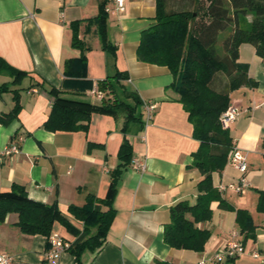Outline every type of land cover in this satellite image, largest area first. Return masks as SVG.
Here are the masks:
<instances>
[{"label":"crops","instance_id":"1","mask_svg":"<svg viewBox=\"0 0 264 264\" xmlns=\"http://www.w3.org/2000/svg\"><path fill=\"white\" fill-rule=\"evenodd\" d=\"M178 2L166 0V10H181L184 6ZM101 7L107 15L106 35L115 47V59L103 49L98 34L95 18ZM155 7V0H125L123 12L115 11L109 0H0V59L28 74L17 84L9 76H0V85L18 90L21 107L8 126L0 123V151L14 137L22 138L20 153L0 161V193L8 192L13 184L23 186L30 200L56 203L69 222L82 230V223L67 209L83 206L89 194L107 197L110 174L119 164L118 150L126 139L132 147L131 161L145 164V171L133 170L130 162L118 179L112 199L115 215L102 247L84 251L79 262L65 252L60 264H214L213 255L232 232L238 233L245 252L226 264H264V213L256 210L257 191L264 192V60L248 43L239 46L238 63L246 65L257 86L229 93L230 106L239 114L227 128L232 144L247 160L246 187L241 193L219 191V185L241 177L226 160L221 172L212 173L211 181L221 199L234 209L223 210L217 201L210 204L211 219L199 224L210 232L204 250H177L163 242L169 208L182 200L195 203L202 177L192 166L199 142L192 136V125L177 95L168 89L172 75L166 67L136 59L141 32L155 23ZM73 29L87 49L85 81L93 85L117 70L126 75L120 85L142 103L136 115L143 120V105H156L144 130L127 122L124 109L115 115L93 114L86 132L52 133L43 128L53 101L47 92L53 87L63 97L101 104L86 96L90 85L79 94L76 80L63 74L64 63L81 55L71 46ZM227 83L228 78L218 74L212 88L224 92ZM126 102L132 104L131 99ZM13 106V93L0 94V114L9 113ZM238 209L247 211L254 225L247 238L236 222ZM16 222L17 216L8 214L0 223V253L12 255L15 264H43L47 238L22 234ZM51 235L71 244L76 240L59 223L53 225Z\"/></svg>","mask_w":264,"mask_h":264},{"label":"trees","instance_id":"2","mask_svg":"<svg viewBox=\"0 0 264 264\" xmlns=\"http://www.w3.org/2000/svg\"><path fill=\"white\" fill-rule=\"evenodd\" d=\"M155 1V23L141 32L136 59L141 63L166 67L172 75L173 82L168 89L177 95V102L182 105L192 125V136L199 142L197 151L192 154V166L202 177L196 186L195 203L182 200L169 208V222L163 226V242L173 249L202 252L210 232L199 224L211 219L210 204L217 201L223 210L234 209L212 186L211 175L223 170L233 146L228 130L220 124L221 114L230 106L229 93L241 87L257 86L248 76L246 65L238 63V48L248 43L264 60V0H178L179 5L184 6L178 11H167L166 0ZM247 16H252V22L249 29H243L241 23ZM106 17L101 7L95 21L103 49L115 59V47L107 40ZM221 35L225 36L220 41ZM71 46L81 55L64 63L63 74L68 80H76L74 84H79L77 92L81 94L89 85L92 88V84L85 81L87 49L78 39L75 29ZM218 74L228 78L226 90L220 93L212 88ZM1 75L11 77L13 84L28 76L0 59ZM123 80H126V75L116 70L96 83L105 94L99 105L63 97L61 90L51 88L47 94L53 101L43 128L52 133L86 132L93 114L115 115L117 110L124 109L127 122L138 125L139 131L144 130L142 116L136 115V109L142 103L120 85ZM6 92L13 93L14 106L9 113L0 114V123L4 126H8L21 109L18 90H11L7 84L0 85V94ZM129 99L132 100L130 105L126 102ZM117 158L119 164L110 174L107 197L97 199L89 194L83 206L70 205L67 209L75 220L82 223V230L69 222L56 203L47 205L32 201L25 188L16 184L8 192L0 193V223L8 214H15V226L22 234L46 238L50 237L53 225L59 223L76 238L69 252L79 262L84 251L94 252L105 242L115 215L112 199L117 181L132 159L128 140L121 144ZM257 194L256 210L264 213V192L257 191ZM235 213L240 233L247 238L254 230L251 217L245 210L238 209Z\"/></svg>","mask_w":264,"mask_h":264},{"label":"built area","instance_id":"3","mask_svg":"<svg viewBox=\"0 0 264 264\" xmlns=\"http://www.w3.org/2000/svg\"><path fill=\"white\" fill-rule=\"evenodd\" d=\"M114 6L115 11L123 12L125 9V0H109ZM107 11V9H106ZM86 96L95 102H101L105 98V94L98 89L96 83L92 85V88L87 91ZM156 105L152 103H147L143 105V121L145 125L150 122L153 118ZM239 112L238 109L229 106L225 112L220 116V124L222 128L227 129L230 124L234 122L237 118ZM22 142L21 137H14L9 144L0 151V161L4 157H12L20 153V143ZM228 163L240 173V179L235 183H229L227 185H219V191L223 192L225 190L233 191L234 193H241L246 187V180L243 175L247 171V160L242 154L240 149L233 145L228 153L227 157ZM131 168L136 171L144 172L145 164L133 159L131 161ZM48 248L46 249L43 257V264H60V258L62 254L68 252L71 243L64 240L60 236L51 235L47 238ZM245 252V247L239 240V235L237 232H232L229 241L223 246L221 250L216 252L211 261L214 264H226L230 260H236ZM255 256V255H254ZM0 264H15V259L12 255L8 253H0ZM198 264H204V261Z\"/></svg>","mask_w":264,"mask_h":264},{"label":"rangeland","instance_id":"4","mask_svg":"<svg viewBox=\"0 0 264 264\" xmlns=\"http://www.w3.org/2000/svg\"><path fill=\"white\" fill-rule=\"evenodd\" d=\"M252 22V16H247L245 20L242 21L241 26L243 29H249L250 25ZM223 36L225 35H221L220 36V41L223 39Z\"/></svg>","mask_w":264,"mask_h":264}]
</instances>
